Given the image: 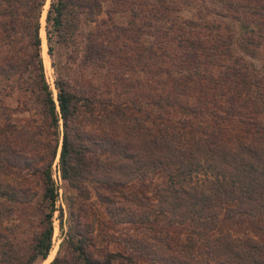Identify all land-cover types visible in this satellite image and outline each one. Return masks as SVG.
Here are the masks:
<instances>
[{"label": "trees", "instance_id": "16d2710c", "mask_svg": "<svg viewBox=\"0 0 264 264\" xmlns=\"http://www.w3.org/2000/svg\"><path fill=\"white\" fill-rule=\"evenodd\" d=\"M210 1L0 0V264L46 257L56 155L48 264H264V0Z\"/></svg>", "mask_w": 264, "mask_h": 264}, {"label": "rangeland", "instance_id": "374dc122", "mask_svg": "<svg viewBox=\"0 0 264 264\" xmlns=\"http://www.w3.org/2000/svg\"><path fill=\"white\" fill-rule=\"evenodd\" d=\"M174 2H175L174 6H177L180 9H182L181 11L174 12V15L177 16L180 15L179 17L190 16V15L191 17H194V15H199V14L203 15L207 13L208 18L209 17L215 18L216 20H219L221 23L227 21V17H222L219 15V14H223L224 10L217 8L218 5L215 3V1L174 0ZM43 8L45 11L46 4L44 5ZM177 13H179V15ZM120 20H124V17H120ZM39 35L41 39L40 55L43 63L44 74L47 82L50 84V86H52L54 75L52 68L50 66V58L46 53V44H45L44 31L42 26L40 27ZM59 59L61 61L64 60L63 55L59 57ZM245 60L250 64L252 70L255 69L256 71L262 72L264 70V44L260 45V47L257 48L253 57H245ZM75 69L77 70V72ZM70 72L73 76H78L79 80H84L87 81V83H94V84L97 83L99 84L100 82H102L107 74L106 68L104 67L98 68V67H91L90 65L76 66L75 63H71ZM130 77L133 79V75H131ZM55 162H56V158L54 159L51 165L52 179L54 181L56 194H57L55 200L56 209L51 217V222L53 227L52 236H51V245L46 257L43 259L42 258L35 259L33 264H48L57 253L60 247V243L63 239V231H65L66 229L67 216H68L67 203L69 201V197L74 194L73 191L69 189L65 183L61 182L58 179L55 172L56 171ZM205 171L207 173L210 172L209 169H206ZM201 172L202 171L199 172L200 175L202 174ZM81 218L83 219V217ZM97 234H98V228L96 229V236L97 238H99V235Z\"/></svg>", "mask_w": 264, "mask_h": 264}, {"label": "built area", "instance_id": "2783aa9c", "mask_svg": "<svg viewBox=\"0 0 264 264\" xmlns=\"http://www.w3.org/2000/svg\"><path fill=\"white\" fill-rule=\"evenodd\" d=\"M56 172V175H58V173H57V171H55ZM58 177V176H57Z\"/></svg>", "mask_w": 264, "mask_h": 264}, {"label": "water", "instance_id": "95a60500", "mask_svg": "<svg viewBox=\"0 0 264 264\" xmlns=\"http://www.w3.org/2000/svg\"><path fill=\"white\" fill-rule=\"evenodd\" d=\"M56 158H57V155H56Z\"/></svg>", "mask_w": 264, "mask_h": 264}, {"label": "bare ground", "instance_id": "6f19581e", "mask_svg": "<svg viewBox=\"0 0 264 264\" xmlns=\"http://www.w3.org/2000/svg\"><path fill=\"white\" fill-rule=\"evenodd\" d=\"M44 43V42H43Z\"/></svg>", "mask_w": 264, "mask_h": 264}]
</instances>
